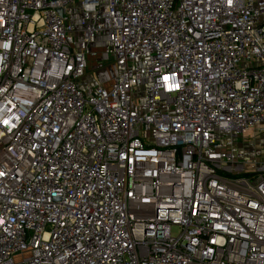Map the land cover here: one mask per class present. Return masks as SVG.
<instances>
[{"label": "built area", "instance_id": "2783aa9c", "mask_svg": "<svg viewBox=\"0 0 264 264\" xmlns=\"http://www.w3.org/2000/svg\"><path fill=\"white\" fill-rule=\"evenodd\" d=\"M256 127L264 0H0V264H264Z\"/></svg>", "mask_w": 264, "mask_h": 264}, {"label": "rangeland", "instance_id": "374dc122", "mask_svg": "<svg viewBox=\"0 0 264 264\" xmlns=\"http://www.w3.org/2000/svg\"><path fill=\"white\" fill-rule=\"evenodd\" d=\"M100 56V60H102L101 61V63H102V65L104 66V68H105V70H103V72L102 71H100L99 73H98V76L101 78H99V80L97 79V78H94L93 80V82H98V83H100V84H102L101 82L102 81H105L104 83H103V86L106 88V89H108L109 88V86H110V78H111V73H112V65H111V59H105V58H102V56L101 55H99ZM94 63H96V60H94ZM90 74V73H89ZM88 74V75H89ZM89 78H91V77H86V79H87V81H89ZM93 78V77H92ZM97 79V80H96ZM101 80V81H100ZM264 132V129L263 128H258V127H256V128H252V129H250V130H248V131H245L244 133H243V135H242V139H243V142L244 143H247V142H253V144H255V145H258L259 144V141L262 139V137H263V133ZM259 150H257V152H258ZM246 170H247V173H251L252 172V170H253V165L252 164H247V166H246ZM178 234V229L177 228H172L171 229V235L173 236V237H175L176 235ZM24 257H26L25 256V254L24 255H19V256H16L13 260H14V262L15 263H19V262H21L23 259H24Z\"/></svg>", "mask_w": 264, "mask_h": 264}, {"label": "crops", "instance_id": "0c3cea01", "mask_svg": "<svg viewBox=\"0 0 264 264\" xmlns=\"http://www.w3.org/2000/svg\"><path fill=\"white\" fill-rule=\"evenodd\" d=\"M100 71L103 72V70H102V69H99L98 67L91 68V70L89 71L90 74L88 73V74H89L88 76L91 77V78H89V79H91V80H90L91 82L94 81V80H93L94 78H97V79L99 80L100 77L98 76V73H99ZM92 77H93V78H92ZM97 79H96V80H97ZM100 79H101V78H100ZM100 81H101V80H100ZM104 82H105V81H102V82H101L102 85H103ZM242 146H243V149L245 150V152L247 153V156H248V157H249V156H252V154H253L252 151H253V150H251V146H249L248 144H245V145L243 144Z\"/></svg>", "mask_w": 264, "mask_h": 264}, {"label": "snow or ice", "instance_id": "6c2138e0", "mask_svg": "<svg viewBox=\"0 0 264 264\" xmlns=\"http://www.w3.org/2000/svg\"><path fill=\"white\" fill-rule=\"evenodd\" d=\"M167 79V78H166ZM6 123V122H5Z\"/></svg>", "mask_w": 264, "mask_h": 264}]
</instances>
